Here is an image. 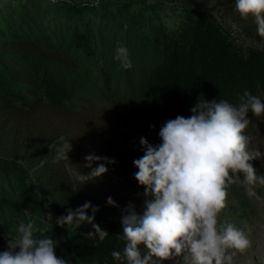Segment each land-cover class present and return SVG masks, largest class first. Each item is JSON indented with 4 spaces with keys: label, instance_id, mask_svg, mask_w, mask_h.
Instances as JSON below:
<instances>
[{
    "label": "trees",
    "instance_id": "1",
    "mask_svg": "<svg viewBox=\"0 0 264 264\" xmlns=\"http://www.w3.org/2000/svg\"><path fill=\"white\" fill-rule=\"evenodd\" d=\"M26 1L42 29L56 26L57 19L68 13L63 3ZM201 2L213 5L221 17L253 35L256 26L252 17L242 19L235 10V0ZM180 3V20L175 25L136 23L133 36L148 45L153 60L136 73L134 82L123 84L124 92L113 98L112 110L94 103L80 111L62 107L64 89L42 70L29 80L31 84L20 79L22 75L14 69L10 71L18 80L0 79V202L8 191L16 189L26 198L31 212L38 215L37 227L43 226L46 213L51 212L53 229L46 235L57 241L56 254L70 264H121L111 253L122 252L125 246L120 238L122 210L131 203L137 213L143 211L144 189L134 179L138 169L133 161L139 156L124 134L123 113H133L159 144L161 126L178 115H191L197 101L226 100L238 105L247 90L264 103V51L238 47L210 11L187 0ZM15 4L8 3V10L0 12V69L6 55L12 57L13 53L58 61L59 54L14 32L15 22L27 24L30 16L21 2ZM91 12L98 16L97 10ZM81 13L91 21L85 11ZM111 24L116 27L121 21ZM261 118L264 120V115ZM59 140L69 145V156L49 159L51 146ZM89 154L115 163H106L105 174L83 184L79 175L90 171L84 167ZM98 163L104 161L92 167ZM108 197L115 207L106 203ZM85 202L99 208L93 223L108 232L103 241L87 236L93 231L91 224L83 223L72 230L55 224L57 216ZM87 215H92L91 208Z\"/></svg>",
    "mask_w": 264,
    "mask_h": 264
},
{
    "label": "clouds",
    "instance_id": "2",
    "mask_svg": "<svg viewBox=\"0 0 264 264\" xmlns=\"http://www.w3.org/2000/svg\"><path fill=\"white\" fill-rule=\"evenodd\" d=\"M81 6L98 7L99 0H82ZM235 10L242 19L252 17L257 34L264 38V0H235ZM114 59L124 69L132 67L124 46L116 48ZM190 112L188 117L178 115L161 126L159 144L140 139L144 155L133 161L138 169L134 179L143 187L146 199L142 213L131 203L122 210L120 238L125 246L122 252L111 253L121 264H164L170 260L236 264V257L250 247L244 231L232 223L221 224L219 217L232 184L264 185V175L257 176L250 163L261 153L249 149L250 138L245 134L251 122L248 113L261 117L264 103L246 90L238 105L226 100L197 101ZM101 160L104 163L92 167ZM106 163L115 161L87 155L84 167L90 171L81 173L79 179L84 184L101 177L108 171ZM106 203L116 206L111 197ZM90 208L91 216L87 215ZM98 210L85 202L57 216L55 224H91L93 231L87 236L103 241L108 232L93 223ZM52 221L53 214L48 212L42 227H37L34 219L20 222L16 235L7 237V248L0 251V264H70L56 254L57 241L46 235L53 229Z\"/></svg>",
    "mask_w": 264,
    "mask_h": 264
},
{
    "label": "rangeland",
    "instance_id": "3",
    "mask_svg": "<svg viewBox=\"0 0 264 264\" xmlns=\"http://www.w3.org/2000/svg\"><path fill=\"white\" fill-rule=\"evenodd\" d=\"M48 1L63 3L68 9V13L58 18L57 25L49 30L45 26L44 29L41 28L39 19L31 14L32 9L26 0H0V12L8 10L5 7L10 2H15L16 6L21 2L25 11H29L27 24L20 25L15 22L14 32L17 35L25 39H35L45 49L59 54L58 61L30 54L23 57L19 53H13L12 58L7 54L5 62L1 63L0 79L6 77L14 81V78H19L10 71L14 69L22 75L23 78L20 79L28 80L26 83L31 84L29 80L42 70L64 89L65 97L61 99L60 105L72 111H80L90 103L101 108H114L113 98L123 94V84L134 82L136 73L141 72L153 60L148 45L133 36L136 23L153 21L167 26L175 25L179 22L182 11L180 2L185 0H99L98 7H82V0ZM187 1L210 11L229 31L231 40L238 47L264 51V38L257 34L256 29L253 35H248L234 22L221 17L213 5L203 4L201 0ZM93 9L99 12L98 16L100 13L102 16L92 13ZM84 11L91 21L81 17V12ZM118 20L121 21L119 26H111V21ZM118 46L127 48L132 65L130 69L125 70L114 59ZM122 115L125 119L124 134L129 136L132 149L141 158L144 155V148L140 144L142 137L153 145L157 143L133 113L125 112ZM248 117L251 122L245 134L250 138L249 149L259 150L261 153L258 159L250 163L257 176H260L264 175V120L252 115ZM69 154V145L59 140L51 146L49 159H64ZM27 177L30 178L31 174ZM1 201L0 251H3L7 248V237L16 235L20 222L34 219L37 225L39 217L31 212L26 198L16 189L8 191ZM219 219L221 224L232 223L244 231L250 241L247 252L236 257V264H264V185L249 187L241 183L232 184L228 188L227 206ZM67 227L72 230L76 225ZM170 263L183 264V261L164 262Z\"/></svg>",
    "mask_w": 264,
    "mask_h": 264
}]
</instances>
